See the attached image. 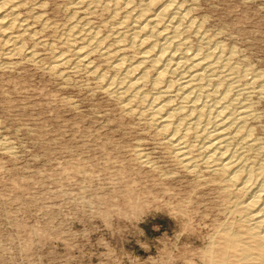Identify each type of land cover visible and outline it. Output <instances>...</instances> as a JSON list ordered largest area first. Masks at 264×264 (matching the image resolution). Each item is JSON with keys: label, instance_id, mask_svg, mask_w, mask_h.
<instances>
[{"label": "rangeland", "instance_id": "374dc122", "mask_svg": "<svg viewBox=\"0 0 264 264\" xmlns=\"http://www.w3.org/2000/svg\"><path fill=\"white\" fill-rule=\"evenodd\" d=\"M180 1L211 43L234 50L231 62L241 84L264 78V0ZM21 4L19 14L35 36L22 43L36 47L38 62L0 59V140L6 146L0 147V264H210V256L221 252V229L235 233L242 225L217 184L224 176L214 175L198 151L192 152L198 169L186 171L152 120L149 103L133 102L129 114V97L106 92L118 78L111 57L90 56L106 83L83 68L61 66L59 74L51 73L58 56L75 60L63 43L72 4ZM101 9L78 15L116 54L113 13ZM38 15L45 24L33 19ZM187 39L201 48L193 34ZM122 55L130 65L140 56L133 49ZM220 83L215 86L222 93ZM144 87L153 99L154 90ZM252 95L244 101L257 115L249 124L260 150L249 148L246 155L260 167L264 96ZM171 100L173 107L181 104L179 97ZM198 139L186 141L196 149Z\"/></svg>", "mask_w": 264, "mask_h": 264}, {"label": "bare ground", "instance_id": "6f19581e", "mask_svg": "<svg viewBox=\"0 0 264 264\" xmlns=\"http://www.w3.org/2000/svg\"><path fill=\"white\" fill-rule=\"evenodd\" d=\"M66 1L72 4L74 14L63 43L75 60L58 56L50 72L59 74L61 66L83 68L106 83L107 77L96 70L90 56L111 57L118 78L111 79L106 92L121 100L129 97L124 106L128 113L135 101L149 103L152 120L158 122L160 132L173 145L174 155L186 171L196 170L192 152L198 151L205 154L204 164L212 173L225 178V184H217L222 195L231 198L242 225L235 233L221 229V252L217 258L210 256V264H264V164L258 167L246 155L249 148L258 151L260 147L249 124L257 115L244 101L252 93L264 96V78L256 75L250 86L241 84L243 77L231 62L234 50L227 52L224 46L211 43L180 0H109L108 4L98 0ZM21 3L0 0V59L9 61L19 56L36 63V47L31 49L22 43L35 36L30 23L19 14ZM97 7L113 13L111 33L118 49L116 54L112 52L114 55L97 29L78 15ZM41 16L33 17L40 25L46 20ZM191 34L199 39L201 48L191 47L187 39ZM125 49L140 54L131 65L122 55ZM217 82L224 84L223 94L219 93V85L215 86ZM146 85L154 90L151 100L142 91ZM173 97L180 98L179 106H172ZM190 136L202 141L200 147L189 146L186 139ZM0 147L6 148L1 140ZM236 195L243 199L233 200Z\"/></svg>", "mask_w": 264, "mask_h": 264}]
</instances>
